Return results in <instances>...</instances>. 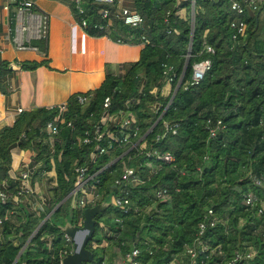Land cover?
<instances>
[{
	"label": "trees",
	"instance_id": "trees-1",
	"mask_svg": "<svg viewBox=\"0 0 264 264\" xmlns=\"http://www.w3.org/2000/svg\"><path fill=\"white\" fill-rule=\"evenodd\" d=\"M83 5L88 10L86 31L90 35H110L126 43H140V35H146L151 43L145 45L140 60L130 64L125 74L108 75L99 88L91 91L93 96L87 104L79 102L80 94L72 95L54 137L49 136L46 125L60 115L58 107L23 111L12 126L0 130V182L7 180L11 191L16 192V175L10 173L12 151L29 149L41 164L39 173L46 172L49 194L46 211L38 208L31 212L21 203L5 221L3 235L12 239L4 242L0 237V264H15L39 225L72 193L77 164L89 166V174H96L95 180L99 181L101 197L88 208L103 206L94 217L96 231L87 243L93 261L86 264H112L110 249L117 250L122 259L135 247L142 250L147 264H171L173 260L187 264L186 246L194 243L210 209L227 223L207 229L203 240L212 251L198 264H226L236 250L248 249L255 255L241 264H264L261 204L251 207L245 202L249 193L264 199V188L255 183V178L264 177V4L257 13H246V35L237 41L231 40L230 22L235 18L231 0H196L194 30L191 20L178 14L181 8L189 11L190 0L181 5L177 0H135L136 9L144 17V24L138 28L116 18L109 27L96 28L95 24L103 21L100 9L107 5L94 0H83ZM192 31L194 41L187 63ZM205 42L214 48V53L205 50ZM33 45L47 54L48 34ZM205 59L212 60V68L199 85L186 89L195 63ZM166 63L175 66L179 77L184 74L183 81L147 141L149 149L171 151L176 156L175 163L162 164L151 173L145 164L158 162L136 149L127 152L129 147L116 148L93 161L91 154L97 143L80 144L91 126V115L100 118L108 97L113 96V112L137 97L139 102L133 111L140 124V136L146 135L171 99L161 94ZM43 65L48 62L25 61L21 69L31 71ZM13 71L10 62L1 63L0 90H5L3 82ZM155 102L161 104L158 111L153 109ZM218 120L225 127L212 137L210 126ZM68 121L74 127L68 126ZM165 121L175 125L177 132L156 141V135L165 132ZM125 167L139 168L143 173L142 183L124 187L127 193L123 195L130 201L126 212L112 203V197L121 193L115 191L114 184ZM162 189L167 190V195L157 198V191ZM79 197V192L73 194L54 211L16 264H62L68 248L65 228L67 224L77 225ZM14 206L0 199V215ZM47 237H52V247Z\"/></svg>",
	"mask_w": 264,
	"mask_h": 264
},
{
	"label": "built area",
	"instance_id": "built-area-1",
	"mask_svg": "<svg viewBox=\"0 0 264 264\" xmlns=\"http://www.w3.org/2000/svg\"><path fill=\"white\" fill-rule=\"evenodd\" d=\"M76 12L80 15L79 24L81 27L86 30L89 27V23L87 20L88 10L83 5V0H72ZM99 3H105L107 6L100 9L101 19L103 21H109L108 24L102 22L95 24L96 28L104 29L105 27H109L114 18L121 20L126 26L132 28L141 27L144 24V17L137 9H131L129 7H125L122 5V0H94ZM185 0H177L178 5H181ZM191 6L189 11L186 13L184 9H179L178 14H180L183 18H189L191 20V24L193 23V18L196 15V0H190ZM264 4V0H231V10L235 14V18L230 22L231 28V40L237 41L241 37L246 35V31L248 28V23L244 16L246 13H257L262 5ZM34 0H22L19 3V10L21 12L30 11L34 7ZM195 6V13H194ZM111 7H114L113 10ZM193 27V26H192ZM140 43L145 45L150 44V40L146 35H140L139 37ZM119 42H122L119 40ZM205 50L211 53H214V48L205 42ZM19 49H36L31 45H26L24 43L19 44ZM212 60L205 59L200 62L195 63L192 78L185 84V88L189 89L193 86L199 85L205 78L206 74L212 68ZM163 76H164V86L161 89V94L163 97L173 96L178 83L180 82L181 76L179 77L176 71V68L172 64H164ZM177 82V83H176ZM176 84V85H175ZM171 87L169 93L166 92V87ZM175 86V88H174ZM142 90V86L140 85V92ZM92 93H84L78 96L79 102L81 104H87L92 98ZM139 102L137 97L129 99L125 101L123 107H121L118 111L113 112V96L105 99L103 103L101 116L99 119H94L95 114L93 113L91 117L93 119L90 120L91 126L85 132V135L80 140V144H91L96 142L97 148L96 151L92 152L91 158L95 161L100 155L109 153L116 148L129 147L128 151L136 149L139 153H145L148 157H153L157 164L146 163L145 166L150 167V171L155 172L157 168H160L162 164H173L176 161V156L168 150H164L160 147L149 149L147 135L154 130L159 121L163 118L165 111L171 106V102L169 101L165 107V110L160 114V117L157 119L156 123L149 129L146 135L140 136L141 128L138 123V119L136 114L134 113V107ZM58 107L60 109V115L49 121L46 125V131L49 136L52 138L57 135L60 131V121H64V113L68 111V102L63 103L58 106L50 107L49 109H53ZM161 108V104L159 102H155L153 104V109L158 111ZM22 113V109L20 110ZM68 126L74 127L72 121H68ZM165 132L163 134L158 133L156 135V141H160L165 135L169 132H173L174 134L177 132L176 126L169 123L164 122ZM224 125L222 120H218L212 123L210 126L211 136L215 137L218 133V130L224 129ZM139 138V139H138ZM134 139H138L134 141ZM53 143V142H52ZM52 148L53 144H52ZM126 152V153H127ZM125 153V154H126ZM36 155L34 156V158ZM122 157V156H121ZM120 157V158H121ZM116 159L115 161H117ZM143 165V167H145ZM41 164L35 162L34 166H26L22 170H20L16 175L14 181L17 183L16 192H12L10 185L7 180H2L0 182V199L3 204H7L9 202L14 203L16 206L7 210L5 215H0V237L5 242L6 240H11V238L7 239L3 235L4 223L7 221L11 214L17 212L16 207L21 203L25 202V199H28L30 196L35 195L37 197V187H36V179L35 177L40 174ZM75 172L77 174V181L75 184V189L73 190V194L80 193V197L77 202V211H78V227H82L84 225V212L85 210L95 203L97 199L101 197L100 192L98 191V180H95V175L89 174V166L87 165H79L75 166ZM46 172L44 171L42 176L46 177ZM143 182V173L139 168L134 167H125L123 174L116 179L115 187L118 188L120 193L114 195L112 197V203L120 208L122 211L126 212L128 210V205L130 203L129 199L123 195V193H127L125 191V186L135 185ZM256 185L264 188V177L255 178ZM72 194V195H73ZM47 197L39 196L38 200L39 209L46 211L43 209V204L46 202ZM71 195V196H72ZM167 195V190L162 189L158 190L156 193L157 198H164ZM246 205L255 206L258 203L261 204L259 207V214L264 215V199H261L255 193H249L245 198ZM57 207V206H56ZM55 207V209H56ZM38 209L37 207L35 210ZM48 217V216H47ZM47 219V218H46ZM46 219L42 222L44 223ZM219 223H227V220H223L219 218L215 212L210 209L206 219L200 224V230L192 245L186 246V253L189 257V262L187 264H198L200 260L204 256H207L210 251V247L207 243L204 242L203 236L208 228H212L217 226ZM37 230V229H36ZM33 233V235L27 240V242L23 245L24 250L29 246L31 238L34 237L38 231ZM64 238L66 242V246L68 247L64 251V258L69 254L74 252L75 245L74 239L68 233H64ZM45 240L52 247V237H47ZM33 246V245H32ZM221 251V250H220ZM150 254H153L150 251ZM255 255V252L252 249H248L246 251L236 250L234 252L233 258L228 260L226 264H241L243 261L248 259H252ZM64 260V259H63ZM121 264H147L142 259V250L138 247L132 249V251L126 253L125 256L120 261ZM62 264L63 261H62ZM171 264H176V260H173Z\"/></svg>",
	"mask_w": 264,
	"mask_h": 264
},
{
	"label": "crops",
	"instance_id": "crops-1",
	"mask_svg": "<svg viewBox=\"0 0 264 264\" xmlns=\"http://www.w3.org/2000/svg\"><path fill=\"white\" fill-rule=\"evenodd\" d=\"M34 2L32 10L21 12L17 0H0V65L8 61L14 70L3 82L5 90H0V130L12 126L21 109L58 106L74 94L99 88L108 75L122 76L130 64L140 60L145 47L142 43L116 41L110 35H90L79 24L72 0ZM122 5L136 9L135 0H122ZM46 34L47 54L33 45ZM20 43L36 49L21 50ZM25 61H47L48 65L26 71L21 69ZM170 89L167 86L166 92ZM34 156L32 150L15 148L10 173L34 166ZM40 174L35 177L38 196L22 203L31 212L39 208V196L48 194V178ZM48 207L47 198L43 209Z\"/></svg>",
	"mask_w": 264,
	"mask_h": 264
},
{
	"label": "water",
	"instance_id": "water-1",
	"mask_svg": "<svg viewBox=\"0 0 264 264\" xmlns=\"http://www.w3.org/2000/svg\"><path fill=\"white\" fill-rule=\"evenodd\" d=\"M194 13H195V6H194ZM193 30L195 27V18H193ZM193 31H192V37H191V41H190V47H189V54L187 57V63L189 62V57H190V53H191V49H192V45H193V41H194V37H193ZM183 76L184 74L181 75V79L180 82L178 83L176 90L172 96V98L170 99V102L172 103L181 84L183 81ZM115 162V161H114ZM115 191H118V188H115ZM74 191H72V193L69 194V196L67 198H69ZM66 198V199H67ZM65 199V200H66ZM64 200V201H65ZM58 204V206L56 207V209H54L53 211H51L47 217V219H49L51 217V215L54 213L55 210H57L62 204L63 202ZM103 210V206L102 205H98L95 206L93 208H87L84 212V225L82 227H78V226H68L70 228H72L73 230V234L70 235L71 237H73L74 239V245H75V249L74 252L69 254L67 257L64 258L63 263L64 264H86L89 262L93 261V254L92 252L87 248V243L88 241L93 237L95 231H96V220H95V216ZM46 219V220H47ZM44 223H41L39 225V227L37 228L36 231H38L41 226ZM67 227V228H68ZM68 231V230H67ZM66 229L65 232L67 233ZM24 252V248H22V250L20 251L19 255L17 256L16 260H15V264L18 262L19 258L21 257L22 253Z\"/></svg>",
	"mask_w": 264,
	"mask_h": 264
},
{
	"label": "rangeland",
	"instance_id": "rangeland-1",
	"mask_svg": "<svg viewBox=\"0 0 264 264\" xmlns=\"http://www.w3.org/2000/svg\"><path fill=\"white\" fill-rule=\"evenodd\" d=\"M262 26H263V24H262ZM174 88H175V86H174ZM76 224V223H75ZM68 226H74V225H69V224H67V226H66V231H67V233L68 234H70V235H72L73 234V230H72V228H70V227H68ZM68 227V228H67ZM109 254H108V256H110V257H112L113 258V263L112 264H114L115 263V261L117 262V261H119L121 258H120V256L118 255V251L117 250H115V249H110L109 250V252H108ZM116 264H121L120 263V261L118 262V263H116Z\"/></svg>",
	"mask_w": 264,
	"mask_h": 264
}]
</instances>
